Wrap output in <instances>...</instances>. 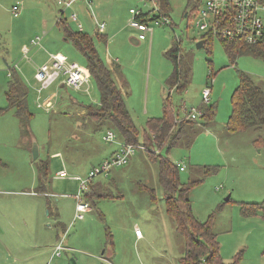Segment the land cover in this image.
<instances>
[{
  "label": "rangeland",
  "instance_id": "rangeland-1",
  "mask_svg": "<svg viewBox=\"0 0 264 264\" xmlns=\"http://www.w3.org/2000/svg\"><path fill=\"white\" fill-rule=\"evenodd\" d=\"M167 1L165 16L170 25L149 20L152 44L146 39L135 45L130 42V37L137 39V33L129 27L132 20L129 9H141V13L149 16L153 12L163 14L161 9L152 11L150 0H93L89 14L83 10V4L74 6L86 21L78 19L73 4L63 9L57 0H0V108L11 102L5 98L11 79L9 73H19L18 66L24 68L26 80L23 83L31 114L27 130L33 136L28 137V143L32 147L35 142L39 148V155L35 160L31 157V164L38 169L42 159L50 161L49 174L43 184L47 198L0 196V204L9 199L34 203V208L26 207V224L15 219L21 211L13 210L14 216L10 217L7 211L0 209V224L14 218L13 229L0 225V264H181L183 237L167 215L158 184L157 163L146 152L149 150L154 156L158 148L137 149L125 165L111 167L107 174L94 176L88 185L95 194L87 201L89 210L81 219H73L78 187L75 177H87L100 166L103 158L108 159L119 137L112 142L104 141L102 137L107 129L115 131L113 126L107 120L96 122L82 113L84 106L99 103L93 80L84 89L72 91L60 86L61 78L42 87L30 72L36 62L34 56L41 60L46 58L41 48L32 46L31 41L37 37L49 50L69 53L70 59L84 65V56L77 55L71 43L63 42L58 18L65 19L74 31L82 22L83 31L93 36L97 32L94 20L107 25L109 15L112 25L118 26L117 31L124 29L110 47L123 58L124 63L119 61V65L129 85L123 99L140 133L149 118L162 115L167 94L174 118L179 119L185 117L184 110L198 109L204 104L202 90L210 88L209 103L216 109L214 122L188 129L179 146L168 152L162 150V154L175 165L185 166L184 171L178 172L181 183L201 180L189 190L188 199L198 220L211 218L223 261L229 263L238 259L237 264H264V210L245 216L240 207L242 203L264 201V127L237 132L226 128L231 94L238 84L237 71L245 72L264 91V60L241 55L235 64L230 63L223 41L216 35H211L207 44L198 47L201 37L206 41L207 33L200 31L194 22L205 0ZM14 5L20 8L16 17L11 13ZM194 6L197 8L192 9ZM73 13L76 21L71 20ZM46 29L47 36L42 33ZM174 41L179 43L185 64L191 69L190 81L181 92L169 90L165 81L172 70L164 54L168 49L165 46ZM95 46L109 69L111 50L100 43ZM25 50L30 61L24 58ZM9 66H14L15 72L9 70ZM112 79L119 88L116 72ZM48 99L53 102L49 112L37 107V103ZM9 124L8 118L0 117V146L13 144V133L5 130ZM139 142H142V134ZM57 151L60 156L51 162L46 156ZM0 154L4 156L0 159V182L5 178L17 181L28 172V164L17 159L15 148L0 147ZM6 156L14 162L5 168L2 162L5 163ZM202 167L211 169L204 173ZM59 170H63V177L58 176ZM96 180L101 182L97 186L94 185ZM135 227L143 234V239L134 242ZM62 234H65L66 249L60 256L51 258L52 247Z\"/></svg>",
  "mask_w": 264,
  "mask_h": 264
},
{
  "label": "trees",
  "instance_id": "trees-1",
  "mask_svg": "<svg viewBox=\"0 0 264 264\" xmlns=\"http://www.w3.org/2000/svg\"><path fill=\"white\" fill-rule=\"evenodd\" d=\"M155 2L159 4V10L161 7L166 8L168 6L167 0H155ZM195 8L197 7H192V9ZM156 17L157 15L152 14L150 17L147 13H141L137 19L149 21ZM60 22L66 32L68 23L65 19H61ZM211 35V33L206 34L208 39L204 42L205 44ZM66 37L82 52L86 61V68L99 93V105L84 106V116L92 118L96 122L107 120L116 132L110 130L124 144L140 143L139 135L142 134L141 144L146 149H159L154 156L149 150L146 152L149 158L157 163L158 184L163 192L167 215L172 220L175 230L183 237L184 254L181 257V264H237L238 259L229 263L223 261L211 218L208 217L205 221H200L192 213L188 192L201 180L191 179L187 183H181L178 177L180 169L162 154V150L168 152L172 147L179 146L188 129L200 123V125L205 126L212 122L215 106L210 105V103L199 105L198 109L202 116L198 120L193 121L185 117L176 119L166 97L163 114L160 117L149 118L145 122V129L140 133L126 109L122 93L113 82L111 70L101 60L92 39L82 32H68ZM222 41L223 50L232 64H235L236 59L241 55H251L264 60V43L249 45L240 41H226L224 39ZM165 56L173 66L172 72L166 80L168 89L182 90L186 88L190 80L191 70L185 64L179 43L174 41L165 52ZM237 77L238 84L231 94V112L226 128L231 132L248 129L260 130L264 127V91L245 72L237 71ZM24 93L26 92L20 80L11 74L6 91L7 100L11 101L8 107L14 108L20 118L28 119L29 114ZM2 111L0 110V112ZM201 169L207 173L211 168L202 167ZM38 172L42 184L47 177V163L41 161L38 165ZM92 192V186L88 187V191L83 196L84 202L95 195ZM240 207L241 212L245 216H249L259 210H264V201L260 204L242 203Z\"/></svg>",
  "mask_w": 264,
  "mask_h": 264
},
{
  "label": "built area",
  "instance_id": "built-area-1",
  "mask_svg": "<svg viewBox=\"0 0 264 264\" xmlns=\"http://www.w3.org/2000/svg\"><path fill=\"white\" fill-rule=\"evenodd\" d=\"M77 0H57V4L63 9L69 8ZM153 5L152 11H159L155 0H150ZM20 8L18 5L11 7V13L14 17L18 16ZM132 20L129 26L139 31V39H144L146 33H151L152 26L149 21L137 19L141 14L140 10L130 9ZM155 15V12L152 13ZM152 15H150L151 17ZM76 14H71V20L76 21ZM148 17V16H147ZM62 18H58L59 22ZM154 24L170 25L169 19L160 14L152 19ZM194 25L202 32L211 33L226 41H240L249 45H258L264 43V0H205L202 8L198 12ZM104 24L99 25L101 30ZM40 38L32 40L33 44H38ZM61 77L63 84L71 90H80L88 81V75L83 67L74 61H70L66 56L60 53H52L49 55V61L38 66L35 71V79L42 86H47L57 78ZM210 88L206 87L202 90L203 103H209ZM185 111V118L190 120H198L202 114L199 109H190ZM176 122V120H175ZM106 142H112L116 138V134L108 129L102 137ZM137 149L145 150L143 144H124L121 143L119 149L108 159L103 161L99 167L90 171L85 178H77L78 192L76 194V207L74 219H81L83 214L89 210V206L83 201L82 195L88 191V185L92 178L99 173L107 174L111 167H120L125 165L129 158ZM180 170L183 167L177 163ZM59 177L64 176V172L58 173ZM135 236L140 237L141 232L135 229ZM64 236L58 241L53 249V257L61 255L65 249L63 246Z\"/></svg>",
  "mask_w": 264,
  "mask_h": 264
},
{
  "label": "crops",
  "instance_id": "crops-1",
  "mask_svg": "<svg viewBox=\"0 0 264 264\" xmlns=\"http://www.w3.org/2000/svg\"><path fill=\"white\" fill-rule=\"evenodd\" d=\"M92 1L93 0H77V1H75L74 3H73V9H74V12H76L77 13V16H78V19H79V17L83 20V21H86V20H84L83 18H82V16H79V10L78 9H76L74 6H76V5H84V6H82L83 7V10L84 11H86L87 12V14H89V10H90V7H91V4H92ZM96 1V0H95ZM158 5V4H157ZM130 9H132V8H130ZM129 9V10H130ZM161 11L163 12V13H165V15L166 14H168V12H167V7L166 8H164V7H161ZM140 11H141V9H139ZM129 14H130V12H129ZM61 21V20H60ZM58 22V23H60V28L62 29V31H63V36H64V39H62L63 40V42L64 43H68L69 45H70V43L72 44V46H73V48L76 50V52H77V55H81L82 54V52H80L79 51V49L75 46V45H73V43H72V41H70L67 37H66V35L68 34V32L69 33H74V32H82L83 34H86L87 36H89L91 39H92V41H93V44H94V46H95V44H97V43H100V44H103L104 46H106V49H108L109 51L111 50V53H109V55H108V57L109 58H111V61L110 62H112L110 65H111V67L109 68L110 70H111V75L113 76V74H114V72H116L117 73V79H118V81H119V84H120V86H119V90H120V92L122 93V96H123V93H127V92H129V85H128V82L126 81V79H125V77H124V75H123V70H122V66H120L119 65V61H121V63H124V61H123V58H122V56H121V54L120 53H118V52H116L113 48H111L110 46H111V43H112V41H113V39L115 38V37H117L118 36V34L119 33H121V32H123L124 31V29L123 28H120V30L119 31H117L116 30V28L118 27V26H113L112 25V16L111 15H109V17H108V22H107V25L105 24V22H99V21H96V20H94V26H96V30H97V32H95V34L93 35V36H91V35H89V34H87V33H85L83 30H84V27H83V24H82V22H81V24H77V30L76 31H74L73 29H71V27H67L68 28V30L65 32V29L63 28V26L61 25V22ZM91 22H93L92 20H91ZM100 24H104V27L100 30L99 29V25ZM68 25V24H67ZM130 28H132L131 26H129ZM107 29V30H106ZM47 30L48 29H46V30H44L42 33L45 35V36H47ZM132 31H135L137 34V39H135L134 37H130V42H132L133 44H135V45H139L140 43H141V41H144V40H146V39H148L147 41H149V44H152V42H153V37H152V35H151V33H146V36H145V38L144 39H139V31L138 30H136V29H133L132 28ZM152 32V31H151ZM108 34L109 35H111V37L109 38V36H108ZM150 34V35H149ZM206 36V35H205ZM205 37H201V39H200V41H202V46H203V44H205L204 42H205V39H204ZM208 39V37L206 38V40ZM32 42V41H31ZM41 39H40V41H39V43L38 44H33L32 43V46L33 47H39V48H41L43 51V53L45 54V56H46V58H45V60H41L39 57H38V59L36 58L37 56H34V59L36 60V62H35V64L32 66V71H30L31 72V75H32V78L36 81V79H35V71H36V69H37V67L38 66H40V65H42V64H44V63H46V62H48L49 61V55L50 54H54V53H60V54H62V55H64V56H66L67 57V59L68 60H70V61H74V62H76V60H72V59H70L69 58V53L68 54H65V53H63V52H57V51H52V49L51 50H49L48 49V47L47 46H44V45H42L41 44ZM173 43V42H172ZM69 45H66V46H69ZM171 45L172 44H170V45H167V46H165V48H167L168 47V49L171 47ZM66 46H65V48H66ZM95 48H96V46H95ZM167 49V50H168ZM96 50H97V48H96ZM167 50H165L164 51V54H165V52L167 51ZM27 50H25V51H23V55L25 54V52H26ZM79 53V54H78ZM97 53H98V50H97ZM99 54V53H98ZM83 55V54H82ZM81 55V56H82ZM113 55H116V56H113ZM183 55V54H182ZM100 56V55H99ZM24 58H26L27 59V61H30L31 60V58L30 57H28L27 58V56H26V54L24 55ZM183 59H184V61H185V58H184V56H183ZM38 60V61H37ZM102 60V59H101ZM41 62V63H40ZM84 65L82 64V65H80L81 67H83L84 68V70H85V72H86V74L88 75V81H87V83L86 84H84L83 85V87L80 89V90H82V89H84L88 84H89V82L91 81V80H93L92 78H91V76H90V74H89V72H88V69L86 68L87 66H86V61L84 60ZM104 62V61H103ZM38 63H40V64H38ZM77 63V62H76ZM170 63H171V61H170ZM78 64V63H77ZM171 67H172V69H173V66H172V63H171ZM9 68V70H11L12 72L14 71L15 72V67L14 66H12V67H8ZM190 68V67H189ZM18 70H19V73H16L15 72V76L20 80V82H21V84H22V86L24 87V89H25V92L26 93H24V97H25V100H27V88H26V86H25V84L23 83L25 80H26V78H24L25 77V75H26V71L24 70V68H19V66H18ZM191 70V69H190ZM171 72H172V70H171ZM170 72V73H171ZM9 75H10V77H11V73H9ZM24 75V76H23ZM170 75V74H169ZM169 75H168V77H169ZM27 77V76H26ZM167 77V78H168ZM59 78H61V77H59ZM167 78H166V80H167ZM58 79V78H57ZM56 79V80H57ZM62 79V78H61ZM165 80V81H166ZM190 81V80H189ZM38 82V81H37ZM54 82V81H53ZM94 82V81H93ZM39 83V82H38ZM189 83V82H188ZM51 84V83H50ZM60 86L61 87H65L66 88V86L63 84V80H62V82L60 81ZM8 87V86H7ZM43 87V86H42ZM41 86H40V88H38V91H40V89L42 88ZM71 90V89H70ZM80 90H77V91H80ZM186 89L184 88V89H182V90H177L178 92H181V91H185ZM6 91H7V89H6ZM6 91H5V98H6ZM72 91H74V90H72ZM166 97H167V99H168V94L165 96V98H164V101H165V99H166ZM230 102H231V100H230ZM97 106L99 105V103L98 104H96ZM26 106H27V101H26ZM52 106H53V102H52V99H48V100H46L45 102H42V104H39V103H37V107L38 108H43L44 109V111H46V112H49L50 111V109L52 108ZM215 106V105H214ZM162 109H163V106H162ZM0 110H3L2 112H0V117H2V118H8V120L11 122V125L9 124L8 125V127L7 128H5V130H11V132L13 133V140L11 141V143H13V144H8V145H2V146H0L1 147V149H9V147H13V148H15L17 151H18V156H17V159H19V161L22 163V161L23 162H25L26 164H28V166H29V170H28V172L26 173V174H24V175H21L19 178H18V180L17 181H15V180H11V179H7V178H5V181H3V182H0V196H3L4 198H6V197H10V196H24V197H34L35 198V196H42V197H46L47 198V196H46V190H44V187H43V184H44V182L41 184V180H40V177H39V172H38V169H35L34 167H33V165L31 164V160H32V155H31V144H29L28 143V137L29 136H32V133L30 132V131H28L27 130V126H28V122H27V120H29V118L28 119H24V118H20L19 116H17V114H16V111H15V109L14 108H10V107H8V105L6 106V107H4V108H0ZM27 111H28V107H27ZM216 111V109H214V112ZM82 113H84V115H85V112H82ZM28 114H29V116L31 115L29 112H28ZM162 114H163V110H162ZM7 116V117H6ZM214 116H215V113H214ZM214 122V121H213ZM212 122V123H213ZM212 123H211V125H212ZM200 126V127H205V126H203V125H200V124H197V126ZM108 130V129H107ZM33 137V136H32ZM121 143H123V141L119 138V142L117 143V147H115L114 149H112L111 150V152H110V156H112V154L113 153H115L118 149H119V146L121 145ZM38 155H39V148H38ZM60 156V153L57 151V152H51L49 155H47L46 157H48V158H50L51 159V162H52V160L53 159H56V158H58ZM2 157H4V156H2L1 154H0V159H2ZM38 157V156H37ZM6 161H4L5 163H3L2 162V165H3V167H8V165H10V163L11 162H14V159H12V158H10V157H8V156H6ZM107 158H103V160L101 161V163L103 162V161H105ZM30 160V161H29ZM33 160H35V159H33ZM42 162H45V163H47V174H49V166H50V161H48V160H44V159H42L41 160ZM40 161V162H41ZM23 164V163H22ZM179 164V163H178ZM182 167H183V165H182ZM7 170H9V169H7ZM185 170V166L183 167V170L182 171H184ZM2 172V171H1ZM58 172H63V170H59ZM57 173V172H56ZM3 174V173H2ZM77 178H80V179H82V177H80V176H76L75 177V179L77 180ZM98 181V182H97ZM94 182V181H93ZM95 182H97V184H94L95 186H97V185H99L101 182L99 181V180H96ZM39 189H42V191L43 192H39L40 190ZM45 189H46V186H45ZM216 190H218L217 188H216ZM77 192H78V187H77ZM77 194V193H76ZM162 194H163V192H162ZM75 197V200H76V195L74 196ZM88 204V203H87ZM26 207H31V209L32 208H34V203H31V202H28V201H23L22 199H19L18 201H13L12 199H9V200H7V201H3L1 204H0V209H4L5 211H7V215L8 216H10V217H13L14 216V213H13V210H17V211H21L22 213H20L19 214V217H16L15 219H21L22 221H23V223H27V220H26ZM75 207H76V203H75ZM23 208V209H22ZM24 214V215H23ZM31 214H33V212L31 213ZM74 215H75V211H74ZM74 215H73V219H74ZM13 219L14 218H8V220H6L5 222H3V223H1L0 225H3V224H5V225H3V226H6V227H9V228H11V229H13L12 228V225H13ZM73 219H72V221H73ZM135 229H138L137 227H135ZM135 231V230H134ZM216 233V232H215ZM63 236H65V234H62L61 235V237L59 238V240L63 237ZM143 234H141V236L140 237H138V236H135V234H134V242L135 241H140V240H142L143 238ZM56 245V244H55ZM54 245V246H55ZM54 246L52 247V250H51V258H53V254H52V252H53V249H54ZM64 246V245H63ZM64 248L66 249V246H64ZM57 257V256H56Z\"/></svg>",
  "mask_w": 264,
  "mask_h": 264
},
{
  "label": "water",
  "instance_id": "water-1",
  "mask_svg": "<svg viewBox=\"0 0 264 264\" xmlns=\"http://www.w3.org/2000/svg\"><path fill=\"white\" fill-rule=\"evenodd\" d=\"M197 46L198 47L199 46H202V41H199L197 43ZM31 155H32V158L33 159H36L37 156H38V146H37V144L35 142H33L32 147H31ZM225 200L227 201L228 200V197H226ZM73 264H75V263H73Z\"/></svg>",
  "mask_w": 264,
  "mask_h": 264
}]
</instances>
